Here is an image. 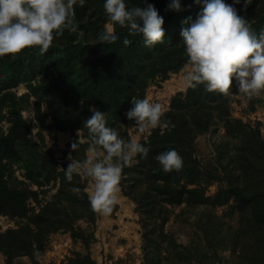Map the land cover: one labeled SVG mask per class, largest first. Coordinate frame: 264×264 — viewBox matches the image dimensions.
I'll return each instance as SVG.
<instances>
[{"label": "trees", "instance_id": "trees-1", "mask_svg": "<svg viewBox=\"0 0 264 264\" xmlns=\"http://www.w3.org/2000/svg\"><path fill=\"white\" fill-rule=\"evenodd\" d=\"M148 3L163 16L165 30L163 42L152 48L143 45L140 34L119 26L117 41L96 42L108 23L103 0L82 4L76 0V29L54 36L47 52L41 55L36 48H25L0 57V215L15 221V226L0 230V253L6 264L24 256L30 264H41L50 236L61 230L70 232L83 251L73 250L60 264H97L91 245L99 213L88 200L90 178L73 174L67 181L64 175L69 155L82 161L92 148L83 120L91 115L90 109L100 110L106 125L122 140H130L135 122L125 113L131 101L146 98L150 85L188 65L179 32L182 21L194 19L202 7L195 0H180L179 10L168 9L169 0ZM126 4L144 6L143 0H126ZM234 7L253 29L264 27V0H250L246 6L241 0ZM124 37L131 41L127 46ZM94 55H99L95 62ZM21 84L26 91L18 94ZM237 94L234 79L228 94L209 92L203 84L177 91L163 111L161 124L139 139L147 146V155L141 159L137 154L122 168L119 185L135 203L142 228L141 264H264V135L260 121L251 124L232 114V102L240 101L233 96ZM262 95L247 98L248 112L256 110ZM31 106L34 123L23 115ZM5 119L6 130L1 124ZM58 132L71 133L62 149ZM205 134H219L213 157L198 155L197 139ZM46 135L51 140L47 147ZM78 140L82 143L73 150L71 144ZM170 148L182 157V167L165 172L155 157ZM14 164L22 169V178ZM215 182L217 190L208 194ZM52 187L55 192L45 198ZM116 208L114 204L112 211ZM173 217L186 225L191 221L194 230L191 227L187 243L179 242L167 227Z\"/></svg>", "mask_w": 264, "mask_h": 264}, {"label": "clouds", "instance_id": "clouds-1", "mask_svg": "<svg viewBox=\"0 0 264 264\" xmlns=\"http://www.w3.org/2000/svg\"><path fill=\"white\" fill-rule=\"evenodd\" d=\"M76 0H0V57L15 55L25 48H36L42 55L52 46L54 36L67 29L74 31L73 6ZM84 0H80L82 4ZM144 6H127L126 0H103V11L109 22L96 37L101 44L117 41L115 27L128 33L140 34L143 45L152 48L164 40L163 16L148 0ZM202 7L195 18L187 17L179 36L187 56L188 69L184 73L185 88L203 84L209 92L229 93L235 80L238 91L251 98L264 92V27L253 29L248 20L237 14L235 4L241 0H195ZM250 0H243L246 6ZM168 9L179 10L180 0H169ZM127 46L131 41L124 37ZM125 116L134 120L137 128L154 129L161 124L163 111L159 103L147 98L134 99ZM83 120L92 142L91 154L84 160H73L64 168L67 181L73 174L93 181L88 200L93 211L108 214L117 202L122 168L137 154L148 153L145 144L137 140H122L117 131L106 125L104 112L92 110ZM79 136V130H78ZM79 143L71 144L76 150ZM163 171L179 170L182 157L175 149L163 151L155 157Z\"/></svg>", "mask_w": 264, "mask_h": 264}, {"label": "rangeland", "instance_id": "rangeland-1", "mask_svg": "<svg viewBox=\"0 0 264 264\" xmlns=\"http://www.w3.org/2000/svg\"><path fill=\"white\" fill-rule=\"evenodd\" d=\"M109 23V22H108ZM107 23V24H108ZM99 55L91 57V61L97 60ZM90 61V59H88ZM189 65H185L184 68L176 74H171L165 81L157 84L150 85L146 90V98L153 103H159L162 111L169 107L171 96L177 91H185L187 88L184 86V73L188 69ZM18 94L26 91L24 84L19 85L16 88ZM240 101L234 100L231 104V112L234 116L243 118L244 121H249L254 124L256 121L261 122L262 133L264 135V95H262L261 102L257 104L256 110L252 112L247 111L248 97L240 93L233 95ZM259 96V95H258ZM24 117L28 122H36L33 107H29L23 111ZM4 130L8 126V121L5 119L2 123ZM220 132L223 129L220 128ZM150 129H145L141 132L136 125L130 128L129 132L131 139L139 141L142 137H145ZM37 128H33V132H36ZM78 133V131H76ZM80 134V131H79ZM219 135V134H218ZM217 134H205L199 136L197 139L198 155L201 158L213 157L215 154V148L213 142L218 140ZM58 146L60 149L64 148L67 142L71 139V133L58 132ZM46 146L51 144V140L46 135ZM92 148L87 150V156L91 154ZM57 155H61L59 151ZM16 174L19 178H22V169L18 164L13 165ZM36 188V185L32 186ZM120 187V185H119ZM88 193L93 190V181L89 179L86 187ZM56 187H52L50 193L45 198H49L51 193L55 192ZM217 190V182L213 183L209 189L208 194H212ZM35 204V203H33ZM116 210L104 215L99 213V217L96 220L95 235L96 240L91 245V253L93 258L97 261V264H141L142 260V235L141 224L139 223V214L135 211V203L125 196L120 187V191L117 194V202L115 203ZM179 208H176L178 211ZM222 207L218 208L220 213ZM194 218V216H193ZM191 217L190 220H193ZM173 217L168 222L167 227L175 232V235L179 242L187 243L193 234V225L185 224L181 220H176ZM232 221L236 224L235 215L232 217ZM82 226H85L84 221L79 222ZM15 226V221L6 215H0V230H5L8 227ZM192 227V229H191ZM73 250L83 251V247L80 242H74L70 232L58 231L50 236V248L40 256L41 264H60L65 260ZM229 258V251L224 253ZM195 262V260H194ZM0 264L5 263V257L0 253ZM15 264H30L29 259L24 256L15 260ZM202 264V263H198ZM227 264V261L226 263Z\"/></svg>", "mask_w": 264, "mask_h": 264}, {"label": "water", "instance_id": "water-1", "mask_svg": "<svg viewBox=\"0 0 264 264\" xmlns=\"http://www.w3.org/2000/svg\"><path fill=\"white\" fill-rule=\"evenodd\" d=\"M151 82V81H150Z\"/></svg>", "mask_w": 264, "mask_h": 264}]
</instances>
